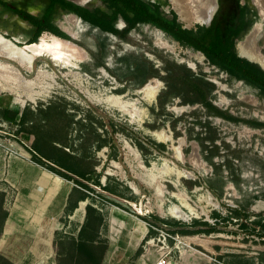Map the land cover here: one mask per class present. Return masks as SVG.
Wrapping results in <instances>:
<instances>
[{"label":"rangeland","instance_id":"obj_1","mask_svg":"<svg viewBox=\"0 0 264 264\" xmlns=\"http://www.w3.org/2000/svg\"><path fill=\"white\" fill-rule=\"evenodd\" d=\"M145 1L159 3L168 16L175 10L186 28L206 25L180 0ZM216 1L213 18L236 41L238 53L259 24L255 50L264 55V22L254 1ZM77 4L112 20L120 34L58 7L52 22L81 52L78 68L42 57L36 68L48 67L25 89L36 100L0 92V255L13 264H39L21 260L28 243L2 235L13 209H29L34 197L48 195L47 187L41 192L34 183L52 172L59 213L52 220L58 227L54 264H155L162 256L172 264H264L260 229L250 233L242 225L264 223V94L152 23L129 29L102 0ZM12 6L41 17L48 0H0V32L23 46L36 28ZM151 81V89L142 91ZM82 201L84 212L78 211ZM42 204L32 206L39 216ZM172 208L191 219L166 214ZM157 222L210 228L166 230ZM188 236L204 245L186 241ZM80 241L94 253L82 251Z\"/></svg>","mask_w":264,"mask_h":264},{"label":"trees","instance_id":"obj_2","mask_svg":"<svg viewBox=\"0 0 264 264\" xmlns=\"http://www.w3.org/2000/svg\"><path fill=\"white\" fill-rule=\"evenodd\" d=\"M116 15L122 16L128 23L129 29H133L138 23H152L172 35L183 44L189 45L194 49L201 51L212 64L220 67L221 69L229 72L231 75L238 79H242L251 85L259 88L264 94V69L255 62L242 57L236 49V41L232 36H224L222 26L217 22V15L213 18L209 25H198L196 28L184 27L175 10H171V16L166 15L161 10V5L157 2H147L145 0H102ZM2 2V1H1ZM7 5L6 2H2ZM62 7L85 21L100 27L104 31L111 32L115 35L120 34V30L116 28L112 20L102 17L90 9L78 5L71 0H48V6L44 14L39 17L32 15L25 9H19L17 6H12V10L19 15L20 18L32 23L35 28V36L28 43L36 42L38 37L45 31L51 32L55 35L62 37L60 30L53 24L52 18L56 8ZM51 64V63H50ZM206 106L209 107L216 114L225 115L210 101H204ZM96 108L95 106H92ZM111 125V120L107 122ZM112 126V125H111ZM68 178H78L77 176H67ZM96 184L103 189L100 181L95 180ZM96 190V189H95ZM243 228L247 229L250 233L256 232L264 223H249L248 221L242 223ZM2 229V228H1ZM0 229V230H1ZM260 237L264 235L258 231ZM82 251L87 252L89 255L94 253L93 247L85 242L78 243ZM0 259L9 264H13L6 257L0 255Z\"/></svg>","mask_w":264,"mask_h":264},{"label":"bare ground","instance_id":"obj_3","mask_svg":"<svg viewBox=\"0 0 264 264\" xmlns=\"http://www.w3.org/2000/svg\"><path fill=\"white\" fill-rule=\"evenodd\" d=\"M75 1L77 3H84L86 0ZM253 1L264 22V0ZM180 2L184 5L183 8H187L190 14L193 15L194 20L202 24L210 23L217 9L216 0H180ZM176 10L178 11L177 8ZM178 13L180 14L179 11ZM72 17L74 18L76 16L72 14ZM259 29L260 26L258 24L252 29L253 31H251L245 41L239 43L238 47L242 56L249 57L264 68V55L254 52L252 48L253 38L258 34ZM42 57L49 59L52 61L51 63L54 62L53 65L56 64L59 67L78 68V63L83 56L73 42L48 31L42 33L36 42L26 43L23 46L17 45V43L5 37V33L0 32V92L8 91L17 94V96H25L32 101L36 100L35 95L26 93L25 89L32 88L36 85L35 82L41 78V69L48 67L47 63L42 65L39 63L36 68L35 64L37 60ZM191 67L194 68L192 65ZM31 72L35 74L34 77H28L26 75ZM151 83H154V81H151L142 91H149L151 89ZM131 185L134 189L136 188L133 183ZM84 206L85 201H82L78 211L84 212ZM115 209L117 211H124L118 206H115ZM166 214L184 221L191 219V217L187 216L180 209H169ZM185 240L191 241V243H202L204 245L196 237L188 236Z\"/></svg>","mask_w":264,"mask_h":264},{"label":"crops","instance_id":"obj_4","mask_svg":"<svg viewBox=\"0 0 264 264\" xmlns=\"http://www.w3.org/2000/svg\"><path fill=\"white\" fill-rule=\"evenodd\" d=\"M41 179H45V182L39 181L38 184L36 182L34 186L39 188L41 192H46L45 188L47 187L49 190L48 195L44 196L40 193L38 197H34V201L28 206L29 209H23V211L13 209L6 222L2 240L10 239V237L19 238L29 244L28 254L23 256L21 260H37L39 264H54L57 258L55 254V234L58 227L53 222L56 219L53 220V217H59L58 211L55 212L54 210L57 196L55 197L56 194H53V185L56 179L52 172L45 173ZM43 201L45 209L42 212L44 213L39 216L32 206L34 203L43 205ZM4 242L7 244V241Z\"/></svg>","mask_w":264,"mask_h":264},{"label":"water","instance_id":"obj_5","mask_svg":"<svg viewBox=\"0 0 264 264\" xmlns=\"http://www.w3.org/2000/svg\"><path fill=\"white\" fill-rule=\"evenodd\" d=\"M209 24L210 23H208L206 25H209ZM256 47H257V44L255 42V39L253 38V47L252 48H254V50H255ZM255 52L261 53V51H256V50H255ZM242 57H245V56H242ZM245 58H247L248 60H250L252 62H255L252 59H250L249 57H245ZM48 61L49 62H52L49 59H48ZM261 68L264 69L262 66H261ZM97 192H98L99 195H101L102 197L106 198L107 200H109V201H111V202H113V203H115L117 205H120V206L128 209L129 211H131L133 213L138 212V210L134 209V207L132 205H130L128 202L123 201L122 199H120V198H118V197H116L114 195H111L110 193H108L106 191H102V190L97 189ZM157 223L161 227H163L164 229H166V230L198 231V230H201V229H209L210 228L209 226H205V225H196V226H193V225H183V226H178V227H170V226H168V225H166L164 223H161V222H157ZM260 232H261L262 235H264V227H261L260 228Z\"/></svg>","mask_w":264,"mask_h":264},{"label":"built area","instance_id":"obj_6","mask_svg":"<svg viewBox=\"0 0 264 264\" xmlns=\"http://www.w3.org/2000/svg\"><path fill=\"white\" fill-rule=\"evenodd\" d=\"M155 264H172V262L167 256H162L161 258L157 260Z\"/></svg>","mask_w":264,"mask_h":264},{"label":"flooded vegetation","instance_id":"obj_7","mask_svg":"<svg viewBox=\"0 0 264 264\" xmlns=\"http://www.w3.org/2000/svg\"><path fill=\"white\" fill-rule=\"evenodd\" d=\"M62 8V7H61Z\"/></svg>","mask_w":264,"mask_h":264}]
</instances>
